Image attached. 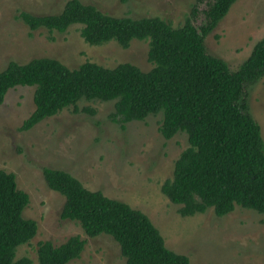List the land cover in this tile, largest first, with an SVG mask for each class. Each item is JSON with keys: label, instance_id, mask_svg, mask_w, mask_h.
I'll use <instances>...</instances> for the list:
<instances>
[{"label": "trees", "instance_id": "16d2710c", "mask_svg": "<svg viewBox=\"0 0 264 264\" xmlns=\"http://www.w3.org/2000/svg\"><path fill=\"white\" fill-rule=\"evenodd\" d=\"M235 1L206 0L197 26L192 19L202 0H196L176 27L159 16H115L80 0H67L53 14L21 10L18 18L29 31L44 27L64 32L80 23V34L89 44L115 40L128 47L133 39H149L152 67L144 71L130 62L106 67L86 60L70 68L48 56L9 60L0 70V103L10 88L34 86V109L22 130L65 107L76 108L81 99L114 101L111 118L121 126L161 112L159 131L164 138L179 131L187 135L188 145L176 158L172 176L160 186L169 201L180 205L181 215L212 207L223 216L236 205L264 214V140L247 99V88L264 76V37L236 70L208 53L204 42ZM42 174L49 188L64 197L61 218L78 222L87 236H111L126 264H191L186 255L166 245L144 211L88 189L64 169L44 166ZM28 203L29 195L18 188L15 174L0 168V264H33L28 256L16 258L17 247L37 231L36 221L23 216ZM85 242L79 235L58 245L39 241L36 264H67L79 257Z\"/></svg>", "mask_w": 264, "mask_h": 264}, {"label": "rangeland", "instance_id": "374dc122", "mask_svg": "<svg viewBox=\"0 0 264 264\" xmlns=\"http://www.w3.org/2000/svg\"><path fill=\"white\" fill-rule=\"evenodd\" d=\"M67 0H0V70L9 60L33 57L60 59L70 68L86 60L106 67L130 62L146 71L148 40L133 39L128 47L115 40L89 44L80 34L82 24L64 32L39 28L29 31L18 18L25 10L35 14L58 13ZM115 16H159L173 26L182 24L196 0H80ZM206 0L198 3L195 25L203 21ZM264 37V0H236L205 39L211 55L236 70L253 45ZM34 86L10 88L0 103V168L16 176L18 188L29 195L23 216L36 221L37 231L17 247L16 258L28 256L36 264L39 241L58 245L72 235L86 240L79 257L67 264H126L118 243L107 234L87 236L81 225L61 218L64 197L46 184L44 166L64 169L90 190L128 202L144 211L163 235L166 245L184 254L191 264H264V214L236 205L223 216L212 207L183 216L180 205L161 192L173 173L174 162L188 145L179 131L164 138L162 113L149 114L121 126L111 118L114 101L81 99L33 127L22 130L34 109ZM249 109L261 126L264 140V76L247 88ZM94 109V113L84 110Z\"/></svg>", "mask_w": 264, "mask_h": 264}]
</instances>
